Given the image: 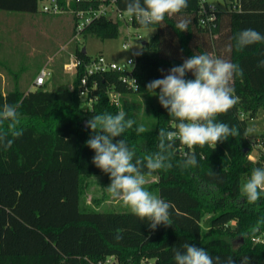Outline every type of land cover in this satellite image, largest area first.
I'll return each mask as SVG.
<instances>
[{"label": "trees", "instance_id": "obj_1", "mask_svg": "<svg viewBox=\"0 0 264 264\" xmlns=\"http://www.w3.org/2000/svg\"><path fill=\"white\" fill-rule=\"evenodd\" d=\"M41 1L0 0V11L34 14ZM224 2L225 8L217 9L208 25L201 23V0H188L180 14L151 26L155 29L151 41L134 53L137 90L122 82L120 72H110L97 77L96 101L89 105L78 92L83 68L78 70L73 89L49 90L46 84L34 91L16 87L4 93L0 88V109L5 103L18 104L22 128L10 148L0 145V264H98L109 257L116 264H141L143 260L175 264L174 252L182 250L184 243L204 248L214 261L231 257L234 264H264V242L254 241L264 239V194L254 205L241 194L251 170L264 167V152L257 161L249 158L252 142L247 133L248 120L264 108V67H258L264 60V43L237 51L233 40L249 28L264 34V0ZM233 4L237 10L230 9ZM98 6L96 1L78 4L71 0L74 10ZM116 6L124 12L126 0H116ZM181 19L189 22L187 31L176 29ZM131 25L142 28L138 23ZM119 34L120 23L106 17L82 33L102 40L117 39ZM202 53L227 59L242 69L243 74L231 82L239 102L217 117L234 127L236 135L214 150L209 145L196 146L192 151L198 163L189 169L180 167L183 153L189 150L176 140L170 150L173 167L151 175L157 178L152 184L155 194L171 204L169 226L159 225L153 231L128 208L82 212V179L109 177L92 163L95 153L85 143L92 132L86 122L96 114L123 111L126 118L136 121L124 134L129 147L138 158L155 153L160 130H175V125L146 85L164 78L191 55ZM75 55L82 61L91 58L80 48ZM186 78L194 77L188 73ZM110 88L120 94L119 105L112 102ZM140 96L147 102L143 112ZM136 111L144 116L140 118ZM139 125L145 131L137 134ZM204 208L214 213L206 232ZM118 234L122 239H116Z\"/></svg>", "mask_w": 264, "mask_h": 264}, {"label": "clouds", "instance_id": "obj_2", "mask_svg": "<svg viewBox=\"0 0 264 264\" xmlns=\"http://www.w3.org/2000/svg\"><path fill=\"white\" fill-rule=\"evenodd\" d=\"M187 6L188 0H126L124 13L128 18H134L143 29H149L161 24L166 16L180 14ZM188 23L181 19L176 29L187 31ZM233 40L235 49L242 51L248 46L264 43V34L249 28L241 30ZM228 47L230 50L233 45ZM258 67H264V60ZM188 73L194 78L187 79ZM242 74L238 64L202 53L191 55L181 65L172 67L164 78L149 82L146 90L158 96L160 105L172 118L175 130L161 129L158 150L142 158L136 156L124 138V134L136 124L134 119L126 118L125 112L96 114L86 122L92 135L85 143L95 153L92 163L109 175L111 183L106 187L107 192L141 221H147L151 230H156L159 225L169 226L171 204L146 189V177L173 167L170 150L177 139L189 150L183 153L180 167L189 169L198 163L192 151L196 146L209 145L214 150L218 143L236 135L234 127L217 117L229 112L239 102L231 82ZM18 108V104L5 103L0 109V145L3 147L10 148L14 139L22 135ZM135 131L140 134L145 129L139 125ZM119 137L123 138L116 139ZM241 194L249 205L261 199L264 167L251 170L250 176L242 183ZM116 239H122V236L118 234ZM174 259L175 264H234L231 257L225 262L219 257L214 261L204 248L191 243H184L182 250L176 249Z\"/></svg>", "mask_w": 264, "mask_h": 264}, {"label": "rangeland", "instance_id": "obj_3", "mask_svg": "<svg viewBox=\"0 0 264 264\" xmlns=\"http://www.w3.org/2000/svg\"><path fill=\"white\" fill-rule=\"evenodd\" d=\"M206 2L213 9L225 8L224 0ZM43 5L40 2L38 11L34 14L0 11V88L4 93L16 87L34 91V80L43 68L52 72L47 83L49 90L71 88L75 75L64 70V64L70 60V52L75 54L77 48H85L90 57L103 54L110 61L123 64L142 48L141 42H150L155 34L152 27L143 29L126 24L120 19H117L120 23L117 39L102 40L91 35L77 34L75 18L69 8L62 14L50 15L42 11ZM112 16L116 18L114 12ZM124 44H129L130 48L125 50ZM139 101L142 102L143 112L146 99L140 96ZM142 112L136 111V114L142 118ZM249 129L252 131L249 132ZM247 133L252 142L249 158L257 161L264 152V108L259 110L254 119L248 120ZM146 180V189L155 194L152 184L157 178L148 176ZM110 183V178L103 175L84 177L81 183L80 210L104 212L126 209L122 202L113 199L107 192L106 187ZM202 213L203 231L206 232V223L214 213L208 208H204Z\"/></svg>", "mask_w": 264, "mask_h": 264}, {"label": "built area", "instance_id": "obj_4", "mask_svg": "<svg viewBox=\"0 0 264 264\" xmlns=\"http://www.w3.org/2000/svg\"><path fill=\"white\" fill-rule=\"evenodd\" d=\"M99 2L97 8L90 7L88 9H77L71 8V0H42L44 3L42 11L50 15H59L69 8L70 12L75 18V33L82 34L83 31L92 25L96 20L106 17L117 21V19L123 20L126 24L137 23L134 18H128L125 13L119 10L116 6V0H76L78 4L83 2ZM202 2V18L201 23L203 25H208L215 19V12L217 9L209 7L206 0H201ZM207 3V7L205 5ZM231 10H237L238 6L236 4L231 5ZM116 14V18L112 16V13ZM123 48L125 50L130 48L129 44H124ZM70 60L64 64V70L67 73H71L77 76L78 70L83 68L84 73L80 79L78 86V92L82 100H86L89 105L96 101L94 91L98 88V76H103L110 72H120L123 83L129 86L133 90L138 89L137 80L133 76V68L135 64V58H129L123 64H117L107 59L103 54L96 57H91L88 61H82L76 57L74 53H69ZM131 66V68H129ZM52 76L51 70L43 68L36 76L34 80L33 87L35 89L45 86L49 78ZM112 87V86H111ZM73 89V84L71 86ZM109 95L113 103L119 105L120 94L116 93L113 88L109 89ZM178 140V139H177ZM255 242H264L261 237L254 238ZM98 264H116L114 257H109L105 261L99 262ZM141 264H153L152 261L143 260Z\"/></svg>", "mask_w": 264, "mask_h": 264}, {"label": "water", "instance_id": "obj_5", "mask_svg": "<svg viewBox=\"0 0 264 264\" xmlns=\"http://www.w3.org/2000/svg\"><path fill=\"white\" fill-rule=\"evenodd\" d=\"M141 43H142V46H145V44H146V42H141ZM82 51H83L84 54L86 53V49L85 48H83Z\"/></svg>", "mask_w": 264, "mask_h": 264}]
</instances>
